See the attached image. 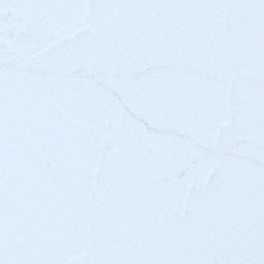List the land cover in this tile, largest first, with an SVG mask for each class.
Returning <instances> with one entry per match:
<instances>
[{
    "label": "snow or ice",
    "instance_id": "snow-or-ice-1",
    "mask_svg": "<svg viewBox=\"0 0 264 264\" xmlns=\"http://www.w3.org/2000/svg\"><path fill=\"white\" fill-rule=\"evenodd\" d=\"M0 264H264V0H0Z\"/></svg>",
    "mask_w": 264,
    "mask_h": 264
},
{
    "label": "water",
    "instance_id": "water-1",
    "mask_svg": "<svg viewBox=\"0 0 264 264\" xmlns=\"http://www.w3.org/2000/svg\"><path fill=\"white\" fill-rule=\"evenodd\" d=\"M32 14L42 25H48L53 17L63 16V15H75V13H65L62 11L51 10L45 7L37 8L36 10H34ZM11 44L12 46H14L15 41L12 40Z\"/></svg>",
    "mask_w": 264,
    "mask_h": 264
}]
</instances>
